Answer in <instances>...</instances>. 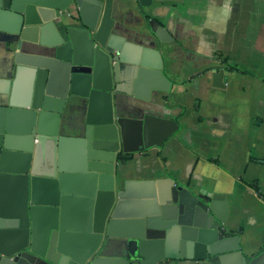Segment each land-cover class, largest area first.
I'll list each match as a JSON object with an SVG mask.
<instances>
[{
  "label": "water",
  "instance_id": "water-1",
  "mask_svg": "<svg viewBox=\"0 0 264 264\" xmlns=\"http://www.w3.org/2000/svg\"><path fill=\"white\" fill-rule=\"evenodd\" d=\"M151 2L0 0V42L10 49L37 34L32 51L54 69L20 62L0 79V264H264V245L243 255L222 226L223 194L174 186L164 204L126 215L120 97L128 80L133 95L145 86L136 97L148 102L171 82L158 50L115 32L113 12ZM148 27L160 43L174 41L156 21ZM73 95L88 100L83 119ZM136 110L145 149L178 128L145 105Z\"/></svg>",
  "mask_w": 264,
  "mask_h": 264
},
{
  "label": "crops",
  "instance_id": "crops-1",
  "mask_svg": "<svg viewBox=\"0 0 264 264\" xmlns=\"http://www.w3.org/2000/svg\"><path fill=\"white\" fill-rule=\"evenodd\" d=\"M113 14L117 34L159 51L163 75L171 82L167 92L150 91L148 102L136 97L144 95L145 86L137 85L133 95L128 80L127 94L120 97L129 123L120 145L119 193L126 215L164 204L174 186L223 194L222 226L239 236L243 255L257 252L264 245V0H152L150 6L129 4ZM149 20L174 41L160 43ZM38 40L26 33L10 49L0 42V79L10 77L20 62L54 71L32 51ZM72 100L83 119L88 100L74 95ZM144 105L178 126L160 146L147 149L142 124L133 121ZM156 137L153 132L151 140Z\"/></svg>",
  "mask_w": 264,
  "mask_h": 264
}]
</instances>
